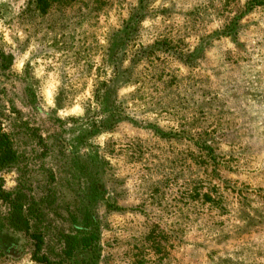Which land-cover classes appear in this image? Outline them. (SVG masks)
<instances>
[{"label":"rangeland","instance_id":"374dc122","mask_svg":"<svg viewBox=\"0 0 264 264\" xmlns=\"http://www.w3.org/2000/svg\"><path fill=\"white\" fill-rule=\"evenodd\" d=\"M28 2L0 19L59 66L57 107L91 98L58 118L35 69L13 66L30 39L0 34V130L20 156L0 171V264H264V4Z\"/></svg>","mask_w":264,"mask_h":264},{"label":"clouds","instance_id":"9594fccd","mask_svg":"<svg viewBox=\"0 0 264 264\" xmlns=\"http://www.w3.org/2000/svg\"><path fill=\"white\" fill-rule=\"evenodd\" d=\"M7 0H0V4H4ZM20 4H24L25 0H19ZM136 0H133L135 3ZM202 3L207 4L208 0H201ZM239 6L243 8L247 5L248 0H238ZM170 7L171 0H155V4L153 7ZM260 17H264V13H260ZM211 20L213 22V26L215 28H220L224 24V20L222 17H218L215 14L211 15ZM259 18V17H258ZM152 24L151 20L145 19L143 21V26L145 28L150 27ZM260 29H264V19H260L259 24ZM0 34H2V38L8 44H12L13 47H16L17 44L24 45L26 40L30 39V42L22 48L21 55L18 60L14 61L15 70L23 74L25 65L30 64L35 69V76L38 80L41 81L42 91L41 96L43 98L44 103L47 105L49 109H53L56 111V115L58 118L62 120H66L68 117L82 118L85 116V101L91 98V94L88 91H84L79 95H76L72 103L67 106L57 107V96L59 95V88L61 87V79L59 73V66L54 64L52 60L44 58L40 49L41 42L38 37L30 38L29 35L24 32L22 29L16 28L15 31L12 29L6 28L4 25V20L0 19ZM47 65H52L51 73H46L45 68ZM125 67H127V63H125ZM138 85H129L123 89V93H134ZM151 103L150 99H146L145 104L141 107H147ZM130 107L132 105L130 104ZM258 108L264 106H257ZM92 108L95 109L96 105L93 104ZM177 130H179V124L173 125ZM109 139L108 135L100 134L97 140V146L100 149L105 147L106 141ZM84 151H88L84 149ZM257 205H254L256 207ZM235 259V257H233Z\"/></svg>","mask_w":264,"mask_h":264},{"label":"trees","instance_id":"16d2710c","mask_svg":"<svg viewBox=\"0 0 264 264\" xmlns=\"http://www.w3.org/2000/svg\"><path fill=\"white\" fill-rule=\"evenodd\" d=\"M76 1L78 0H29L26 13H29V11H39L45 14L50 10L51 7L68 6ZM261 4H264V0H250L248 2V6H250L251 8ZM19 161L20 156L15 147L13 146V141L11 137L9 136V134L4 133L0 130V171L6 167H10L17 164ZM25 198L26 196L21 193L19 197L13 202L14 216L11 224L14 228H19L20 222L24 218L22 214V209L23 200ZM35 238H37L38 240L37 245L40 246L42 242L41 236L35 235ZM68 238L71 240L70 247L72 249L74 248V242H72V240H74L75 237L68 236Z\"/></svg>","mask_w":264,"mask_h":264}]
</instances>
